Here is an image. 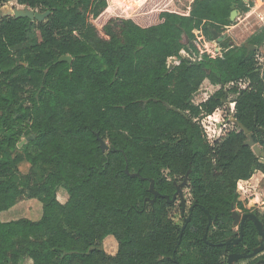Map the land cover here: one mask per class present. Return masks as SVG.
Here are the masks:
<instances>
[{
  "label": "trees",
  "instance_id": "16d2710c",
  "mask_svg": "<svg viewBox=\"0 0 264 264\" xmlns=\"http://www.w3.org/2000/svg\"><path fill=\"white\" fill-rule=\"evenodd\" d=\"M13 1L18 9L41 7L50 15L41 44L21 50L14 48L29 35V19L0 22V195L13 187L7 173L22 154L30 156L28 147L35 149L33 161L52 170L37 186L40 220L0 221V264L22 258L103 264L98 247L108 236L119 245L115 264H151L156 257L165 264H226L228 254L260 246L252 221L238 245L223 243L235 237L228 221L236 183L264 172L242 130L255 144L254 133L264 132V69L251 49L260 47L264 33L248 40L250 49L225 46L220 58L191 62L180 55L194 48L193 30L211 38L212 30L230 26L231 6L242 0H194L187 13L170 0H146L130 17L106 12L109 0L0 4ZM89 14L104 21L103 34ZM62 56L71 62H58ZM240 80L249 81L248 88L224 90ZM204 81L219 90L195 106L190 98ZM228 94L235 96L234 118L242 128L214 151L194 119L212 114ZM24 133L31 139L19 150ZM164 171L187 177L194 205L177 248L182 227L168 217L176 190ZM57 187L68 195L64 205L56 200ZM203 210L213 221L207 233ZM254 215L264 229V214Z\"/></svg>",
  "mask_w": 264,
  "mask_h": 264
},
{
  "label": "rangeland",
  "instance_id": "374dc122",
  "mask_svg": "<svg viewBox=\"0 0 264 264\" xmlns=\"http://www.w3.org/2000/svg\"><path fill=\"white\" fill-rule=\"evenodd\" d=\"M145 1L146 0H109V6L106 9V12L113 16L124 15L126 17H130ZM193 2L194 0H170L173 8L179 13L189 12L192 8ZM242 2H240L239 5H236L237 16L232 20V24L224 28L218 34L224 40L230 39L225 46H247L250 49V46H248V40L253 36L264 33V22L260 21L257 16L260 12L264 11V8H256L251 11L250 8L248 9L244 7ZM18 7L19 6L14 1L0 4V22L4 18L3 14L6 9L10 8L13 10L18 9ZM34 11L37 15H43L47 12L49 13V11H45V9L41 7ZM250 11L251 13L249 14ZM49 15L50 13L45 15L43 19L35 18L30 23L32 29L25 42L14 48V50H21L41 44V33L39 34V32H42V27L47 26V18ZM87 20L103 34L104 21L99 22L98 19H95L91 14L88 15ZM207 39L212 40V37H207ZM225 46L222 45L223 49ZM255 60H257V68L262 73V70L264 69V39L260 47L255 49ZM241 85L243 86V84ZM238 88L239 90H242L240 86H238ZM218 90V86L211 85L208 81H204L199 90L193 95L191 102L195 106L200 105ZM224 90L228 91L230 88H225ZM234 98L235 96L228 94L222 106L216 109L212 114H210V116L202 115L203 117L194 119V122L201 128L202 136L205 142L213 148L212 150L214 151L216 150L217 145H219L227 134L230 132H237L239 130L234 118L235 113H230V104L233 103L232 100ZM254 137L258 138V141L260 140L259 143H256V145L264 151V132L261 135L254 133ZM30 139L31 136L27 135V133L22 134L21 139L17 144V148L19 150H23L26 146H28ZM28 150L30 152V156L25 157V155L22 154L18 160V164L16 166L12 165L9 173H7L9 174L7 180L13 185V187L6 193L0 195V221L2 223L16 222L22 219L38 221L42 217L43 203L38 196L37 186L43 181L46 174L52 170V167L33 161L35 149L28 147ZM212 156L214 160V152L212 153ZM257 158H259V161L264 164V159H261L260 157ZM164 176L167 180H170L176 190L173 195L174 199L171 201L172 205L168 211V217L181 228L187 218L189 208L192 205L189 182L187 177L182 178L180 176H176L175 178H171L168 176L166 171H164L163 177ZM235 190L238 200L232 210V213L240 216L245 212L259 215L264 214V172L255 171L248 180L244 182H237ZM55 193L57 202L64 205L68 200V195L65 190L61 187H57ZM239 223L240 222H236L231 215L228 221V226L231 234L235 237L238 235ZM118 246V242L114 237H105L100 242L98 247L104 255V259L101 260V263L115 264L119 249ZM247 262L248 261L242 260L237 261L234 264H246ZM158 263L165 264L166 262L163 261L162 258L156 257L151 264ZM18 264H32V261L30 258H22Z\"/></svg>",
  "mask_w": 264,
  "mask_h": 264
},
{
  "label": "water",
  "instance_id": "95a60500",
  "mask_svg": "<svg viewBox=\"0 0 264 264\" xmlns=\"http://www.w3.org/2000/svg\"><path fill=\"white\" fill-rule=\"evenodd\" d=\"M48 14L49 13L47 12L46 14H43V15H37L34 10H30L28 8L13 9V10L9 8V9H6V11L3 14V17L4 18L14 17L16 19L27 18V19H29V21L31 23L35 18L43 19V17L45 15H48ZM236 16H237L236 4H232L231 13H230V17H229L230 21H232ZM211 37H212L213 40L218 41L223 46H225L230 41V39L224 40L217 32H215L213 30L211 31ZM251 49L255 50L256 47H251ZM58 62H68V63H70L71 62V58L69 56H62L61 58H59ZM192 98H193V96L190 98V101L192 100ZM238 127L242 128L241 125H238ZM242 130H243L244 134L247 137V140L244 142V145L249 147V148H251V150L253 151V153H254V155L256 157H260L261 159H264V152L259 148L258 145L255 144V142H254L253 138L251 137V135L248 134V131L245 130V129H242ZM100 144H101V147L103 149H106L105 144L101 140H100ZM173 199H174V196H173L172 200ZM193 208H194V205H192L189 208V212H188L187 218L185 219L184 224H183V226L181 228V231L179 233V236H178V242H177L176 248L180 244V241H181V238H182V235H183V231L185 230L186 225L189 223V221L191 219ZM203 211L207 215V220H208L206 228H205V232L207 233L208 229L212 225L213 221H212V218H211L210 214L206 210H203ZM232 217L234 218V220L236 222L240 221L239 238L234 240V241H232V242L228 240V241L223 243L224 245H229L231 243L233 245H236L242 240L243 231H244V225H245L246 221H252L254 223L256 231H257V234H258V236L260 237L261 240H260V246H258L256 249H254L250 253L230 254L227 257V264H234L235 262H237L239 260L251 259V258L255 257L256 255L261 254L264 251V229H263L260 221L257 219V217L254 214H252V213L243 214L241 216L238 215V214L232 213ZM203 240L206 242V234L204 235ZM219 245H222V244H219ZM261 264H264V261H262Z\"/></svg>",
  "mask_w": 264,
  "mask_h": 264
},
{
  "label": "built area",
  "instance_id": "2783aa9c",
  "mask_svg": "<svg viewBox=\"0 0 264 264\" xmlns=\"http://www.w3.org/2000/svg\"><path fill=\"white\" fill-rule=\"evenodd\" d=\"M243 3L246 8H250L253 11L256 8H264V0H243ZM249 12V14L251 13ZM260 21L264 22V11L260 12L258 15ZM194 39H193V47L191 49H182L180 51V55L184 59H188L191 62L200 61L203 56H207L210 58H220L222 57L223 52L225 51L222 45L216 40H208L206 35L200 29H195L192 31ZM257 49V48H256ZM255 59V56H254ZM257 60H255L256 62ZM169 65L172 66L171 61L169 60ZM243 84V86L241 85ZM241 87L242 90H245L249 86V81L240 80L236 83H230L225 86V88L231 87ZM219 87V86H218ZM239 89V88H238ZM230 113L234 112V103L230 104ZM235 115V114H234ZM210 116V115H207Z\"/></svg>",
  "mask_w": 264,
  "mask_h": 264
},
{
  "label": "flooded vegetation",
  "instance_id": "af4514ba",
  "mask_svg": "<svg viewBox=\"0 0 264 264\" xmlns=\"http://www.w3.org/2000/svg\"><path fill=\"white\" fill-rule=\"evenodd\" d=\"M244 214H247V213H244ZM240 222V221H239ZM239 225H240V223H239ZM239 238V229H238V235L236 236V237H232V238H230L229 239V241H234V240H236V239H238ZM260 238V237H259ZM259 240H261V239H259ZM228 241V240H227ZM240 243V242H239ZM238 243V244H239ZM238 244H236V245H238ZM224 245V244H223ZM229 245H232V246H236V245H233L232 243L231 244H229ZM264 252V251H263ZM262 252V253H263ZM262 253L261 254H258V255H256L255 257H253V258H251V259H245V261H248L246 264H250L249 262L250 261H253V260H255V259H257L255 262H254V264H261V262L262 261H264V259L263 258H260V256L262 255ZM245 254V253H244ZM230 254H228L227 255V257L229 256ZM239 261H242V260H239ZM226 264H227V258H226Z\"/></svg>",
  "mask_w": 264,
  "mask_h": 264
},
{
  "label": "crops",
  "instance_id": "0c3cea01",
  "mask_svg": "<svg viewBox=\"0 0 264 264\" xmlns=\"http://www.w3.org/2000/svg\"><path fill=\"white\" fill-rule=\"evenodd\" d=\"M238 182H244V181H238Z\"/></svg>",
  "mask_w": 264,
  "mask_h": 264
},
{
  "label": "bare ground",
  "instance_id": "6f19581e",
  "mask_svg": "<svg viewBox=\"0 0 264 264\" xmlns=\"http://www.w3.org/2000/svg\"><path fill=\"white\" fill-rule=\"evenodd\" d=\"M118 2V1H117Z\"/></svg>",
  "mask_w": 264,
  "mask_h": 264
}]
</instances>
